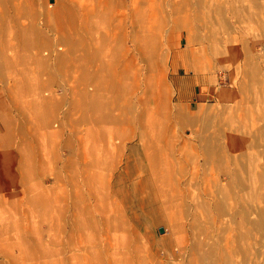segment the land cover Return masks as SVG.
I'll list each match as a JSON object with an SVG mask.
<instances>
[{
	"label": "rangeland",
	"instance_id": "1",
	"mask_svg": "<svg viewBox=\"0 0 264 264\" xmlns=\"http://www.w3.org/2000/svg\"><path fill=\"white\" fill-rule=\"evenodd\" d=\"M254 124L264 0H0V264H264Z\"/></svg>",
	"mask_w": 264,
	"mask_h": 264
},
{
	"label": "bare ground",
	"instance_id": "2",
	"mask_svg": "<svg viewBox=\"0 0 264 264\" xmlns=\"http://www.w3.org/2000/svg\"><path fill=\"white\" fill-rule=\"evenodd\" d=\"M258 61V60H257ZM243 88H244V86L242 87V90H243ZM262 92H260V91H258V90H256V97L258 98V99H261V97H262ZM253 99H251L249 102H251ZM246 102H248V101H246ZM238 105H239V107L242 109V111H243V113H244V115L246 116V115H248L247 113H248V109H250L249 110V112L250 111H253V109L251 108V107H247V103H245V100H243V102H241V103H238ZM160 107V106H159ZM161 110V109H160ZM261 111V110H260ZM259 110H257V112L259 113L260 112ZM257 116V115H256ZM152 117V116H151ZM150 120H152L153 118H149ZM157 125V124H156ZM254 126V128H253V132H254V137L251 139V144L252 145H254L255 147L254 148H261L263 145H264V143H262L263 142V140L262 139H260L261 137L262 138H264V129H263V126H257L256 124H254L253 125ZM214 130V129H213ZM190 135V134H189ZM208 153H210V156L209 155H207L208 157H207V160L208 161H210L211 160V162L210 163H212V160H216L215 158L216 157H221V155H219V154H214V152L212 151V149L210 148L209 150H208ZM264 154V153H263ZM252 167V166H251ZM210 207V206H209ZM259 213H260V215H261V218H260V220H254V223L256 222L258 225H259V227H261V226H264V210L263 209H260L259 210ZM251 222V221H250ZM252 223V222H251ZM180 227V226H179ZM178 227V228H179ZM263 228V227H262ZM178 232V231H177ZM219 264V263H218Z\"/></svg>",
	"mask_w": 264,
	"mask_h": 264
},
{
	"label": "crops",
	"instance_id": "3",
	"mask_svg": "<svg viewBox=\"0 0 264 264\" xmlns=\"http://www.w3.org/2000/svg\"><path fill=\"white\" fill-rule=\"evenodd\" d=\"M179 79H180V82L177 84H175V86H174V88L176 89V91H177V93L178 94H181L182 96H183V94H185L186 92H189V94H190V97H189V103H190V105H193V102L194 101H200V99H202L204 96H202V92L200 91V92H196L195 90H190V89H188V91H186V89H184L183 90V84H182V80H181V78L179 77ZM174 85V84H173ZM123 91V90H122ZM103 105V104H102ZM102 105H98V103H91V106H89V108H93V110H96L98 113H101L102 114V116L104 117L106 114H104L103 112H102ZM91 108V109H92ZM98 117H100V115L98 114L97 115ZM104 134H106V131H101V132H99L96 136H97V138H99L100 136H102V135H104ZM104 149V147H100V146H95V149H97V150H101V149ZM99 159H101V158H99ZM103 160V159H102ZM106 160V159H105ZM100 160H96L95 161V166H98V165H101V164H99L100 162H99ZM109 161V160H108ZM111 173H112V171H111ZM111 173H109L110 175H111ZM98 175V174H97Z\"/></svg>",
	"mask_w": 264,
	"mask_h": 264
},
{
	"label": "water",
	"instance_id": "4",
	"mask_svg": "<svg viewBox=\"0 0 264 264\" xmlns=\"http://www.w3.org/2000/svg\"><path fill=\"white\" fill-rule=\"evenodd\" d=\"M164 226H160V231H164Z\"/></svg>",
	"mask_w": 264,
	"mask_h": 264
}]
</instances>
